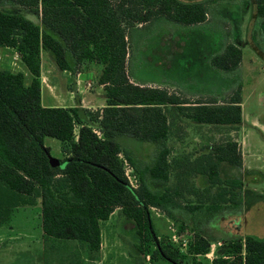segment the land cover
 Listing matches in <instances>:
<instances>
[{"label":"trees","instance_id":"trees-1","mask_svg":"<svg viewBox=\"0 0 264 264\" xmlns=\"http://www.w3.org/2000/svg\"><path fill=\"white\" fill-rule=\"evenodd\" d=\"M254 4V18L264 26V0ZM207 10L206 3L180 0H0V48L13 50L31 76L26 85L22 73L0 69V227L15 211L39 204L44 264L95 261L99 225L115 211L117 219L134 226L138 257L202 264L211 247L203 226L209 222L216 228L223 212H241L243 183L220 171L223 164H242L231 136L242 123L241 87L221 103L214 98L190 103L131 83L126 70L130 33L137 26L152 18L195 26L205 22ZM42 52L61 71L98 69L105 107H43ZM241 58V50L227 44L209 63L230 73ZM188 127L208 132L201 149L179 150ZM119 135L159 143L162 149L138 169L120 147ZM44 138L60 143L57 161L63 167L49 163ZM127 169L137 179L135 188ZM196 177L205 180L202 188ZM147 181L161 184V190H151ZM151 209L176 226V243L156 234ZM210 264H264V238L228 235Z\"/></svg>","mask_w":264,"mask_h":264},{"label":"rangeland","instance_id":"rangeland-1","mask_svg":"<svg viewBox=\"0 0 264 264\" xmlns=\"http://www.w3.org/2000/svg\"><path fill=\"white\" fill-rule=\"evenodd\" d=\"M180 1L206 3L208 10L205 22L195 26H183L164 19L152 18L148 23L137 26L139 28L130 33L126 65L128 79L137 86L166 90L190 103L212 98L221 103L227 100L238 86L241 87L243 120L238 132L231 135L241 145L243 160L247 162L250 170L243 179L245 188L250 191L244 195L247 208L240 212L239 216L229 214L228 211L223 212L218 216L216 228L207 222L202 232L213 241L225 235L243 236L248 233L256 236L257 232L264 229L263 224L256 222L257 220L264 222V26L254 18V0ZM28 14H26L28 20L38 23L34 16ZM227 44L238 47L242 52V58L236 71L223 73L214 70L209 60L222 52ZM2 50L3 48H0V52ZM15 57L14 54L13 58ZM8 62L9 67L0 62V69L22 73L27 85L31 76L18 55ZM41 65L43 74L47 73L49 67L54 69L52 71L55 73L50 78L55 82L58 74L62 75L61 77H69L55 69L46 52H42ZM92 71L98 75V69ZM58 82L65 83L64 79ZM84 87L85 84L82 83L79 90H83ZM93 90L102 94L96 85ZM44 91L42 105L51 106ZM185 131L182 145L180 148L176 147L173 152L178 148L190 152L205 146V139L209 137L205 128L197 131L188 127ZM117 141L135 161L138 169L149 164L162 149L159 143H145L124 135H119ZM43 144L49 148L51 158L57 160L62 158L58 141L44 138ZM173 152L169 158L173 157ZM225 167L223 175L233 177L234 172ZM127 174L135 188L137 179L131 176L133 175L131 170L127 169ZM194 183L200 188L204 186L200 177L194 178ZM147 184L151 190L162 188L159 183L147 181ZM248 208L250 219L245 228L247 224L244 215ZM150 211L153 227L158 236L176 233V226L166 218L165 213L157 209ZM41 225L39 204L15 211L10 223L0 227V264H44ZM99 226L100 249L98 248L96 260L92 264H138L134 263L133 259L138 242L130 221L119 220L112 215ZM181 239L183 242L186 241L187 234H183ZM143 260L141 258V263H144ZM149 262L168 264L164 261L154 262L151 259ZM149 262L146 260L145 264ZM205 263V260H202V264Z\"/></svg>","mask_w":264,"mask_h":264},{"label":"crops","instance_id":"crops-1","mask_svg":"<svg viewBox=\"0 0 264 264\" xmlns=\"http://www.w3.org/2000/svg\"><path fill=\"white\" fill-rule=\"evenodd\" d=\"M14 54L17 57V54L13 50L8 49V48H3V50L0 52V62H4V64H6V66L9 67L10 65H9L8 61L16 58V57L13 58ZM41 56H42V53H41ZM48 56H49V59L52 61V64L55 66V69L59 72H63L65 74H67V76H69V77H61L62 75L58 74L59 77L56 80L57 82H55L54 79L51 80V78H50V76L54 75V73H55L54 71H52L54 69H52L51 67H49V68L47 67L48 68L47 73L43 74L42 65H41L40 66L41 105H42V98H43L42 93H43V90H45L44 92H45L47 102L51 103V104H49L51 106H48L45 108L68 109V108L79 107L81 109L96 111V110H101L102 108L105 107L106 103H105V96H104V92H103V87L98 84L99 74L97 75L96 72H93V71L83 72L81 70H76V69L74 70V72L61 71L56 67L51 55L48 54ZM13 65H15V64H13ZM49 66H51V65H49ZM89 78H91V80H93V81H91ZM62 79H64L65 83L58 82V80L62 81ZM24 80H25V76H24ZM69 82H72V83L69 84ZM82 83L85 84V87L83 90H79V87H80V85H82ZM95 85L98 86V89L102 91V94H100L99 92L96 93L95 90H93ZM241 119L243 120V118H242V89H241ZM235 141L237 142L236 139H235ZM237 144H238L239 150L241 152V145L239 144V142H237ZM241 158H242L241 167L237 168L234 166H230L228 164H223L220 166V171L223 175V172H224L223 170H224V168H226L225 166L229 167V169H231L234 172V176L231 178H237V179L241 180V182L243 183V197H242L243 198V200H242L243 205H242V209H241V213H242L247 208L244 195H246L247 192H250L245 188L243 179L246 178V174L249 173L250 170H248L247 162L243 160L242 154H241ZM223 176H225V175H223ZM226 177H229V176H226ZM202 180H203V182H205L204 179H202ZM250 210H251V208H250ZM112 215H115V218L117 219L116 211ZM237 216H239V214ZM244 218H245L246 224H247L245 228H247V226L249 224V219H250L249 208H248L247 212L245 213ZM256 222L264 225L263 221L257 220ZM251 223H253V222H251ZM134 231H135V229H134ZM244 235H249V234L245 233ZM203 236L205 239H207L211 243L210 251L205 256V262H206L205 264H210L211 261L215 258V256L218 253V249H219L218 244L221 243V239H223L224 237L213 241L211 238H208L206 236V234H204V233H203ZM100 237H101V234H100ZM225 237H228V235H225ZM256 237L264 238V229L260 232H257ZM136 242H138L137 238H136ZM214 244L217 247H214L215 246ZM95 256H97L96 253H95ZM139 258H141V257H138L137 252L134 253V256H133L134 263L138 262V264H145L146 260L149 262V257L143 258L144 263H141V260ZM158 261H161V260H155L154 262H158ZM84 262H88L90 264L93 263V261H89V260H85ZM149 264H152V263L149 262Z\"/></svg>","mask_w":264,"mask_h":264},{"label":"water","instance_id":"water-1","mask_svg":"<svg viewBox=\"0 0 264 264\" xmlns=\"http://www.w3.org/2000/svg\"><path fill=\"white\" fill-rule=\"evenodd\" d=\"M49 163L53 167H57V166L63 167L64 166V164L63 165L59 164V162L56 159H53V158L49 159Z\"/></svg>","mask_w":264,"mask_h":264},{"label":"built area","instance_id":"built-area-1","mask_svg":"<svg viewBox=\"0 0 264 264\" xmlns=\"http://www.w3.org/2000/svg\"><path fill=\"white\" fill-rule=\"evenodd\" d=\"M131 184V183H130ZM133 187V186H132ZM170 239H171V241H173V242H177V240H178V238H177V236H176V234L173 232V234L172 235H170ZM183 243V247H185V245H186V242L184 241V242H182ZM220 246V244H218V247Z\"/></svg>","mask_w":264,"mask_h":264}]
</instances>
